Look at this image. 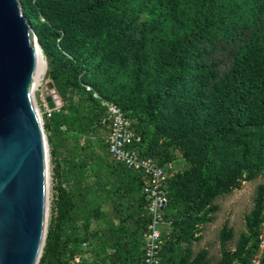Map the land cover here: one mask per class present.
I'll list each match as a JSON object with an SVG mask.
<instances>
[{
	"label": "trees",
	"instance_id": "trees-1",
	"mask_svg": "<svg viewBox=\"0 0 264 264\" xmlns=\"http://www.w3.org/2000/svg\"><path fill=\"white\" fill-rule=\"evenodd\" d=\"M20 4L64 100L45 122L50 143L67 154L39 264H67L83 244L102 264H145L143 180L109 154L104 100L132 120L144 156L165 165L177 149L186 162L169 180L172 233L160 264H249L261 243L264 184L235 251L223 248L212 263L192 244L215 199L264 172V0ZM105 199L110 214L101 212Z\"/></svg>",
	"mask_w": 264,
	"mask_h": 264
},
{
	"label": "water",
	"instance_id": "water-1",
	"mask_svg": "<svg viewBox=\"0 0 264 264\" xmlns=\"http://www.w3.org/2000/svg\"><path fill=\"white\" fill-rule=\"evenodd\" d=\"M43 54L20 0H0V264H39L46 242L48 140L34 100ZM48 86L47 108H61Z\"/></svg>",
	"mask_w": 264,
	"mask_h": 264
},
{
	"label": "rangeland",
	"instance_id": "rangeland-1",
	"mask_svg": "<svg viewBox=\"0 0 264 264\" xmlns=\"http://www.w3.org/2000/svg\"><path fill=\"white\" fill-rule=\"evenodd\" d=\"M41 46V44H40ZM42 47V46H41ZM43 49V48H42ZM44 53V51H43ZM44 65L42 71V80L34 91V100L42 115L45 133L48 140L49 169H48V211H47V230L52 224L57 222V201L60 193V184L62 183L63 159L66 155L61 148H55L49 141L50 131L46 130L47 121L45 109V92L49 90L48 84L53 81L49 75V66L46 54L44 53ZM54 83V81H53ZM55 85V83H54ZM56 86V85H55ZM57 88V87H56ZM55 109V111L59 110ZM102 134H107L105 128L101 129ZM63 153V154H62ZM174 159L169 162L172 165V172L176 173L185 168L186 162L181 157L177 149L173 150ZM168 164V163H167ZM264 184V172L254 179H241L227 193L215 199L218 209L213 214L212 220L202 226L200 239L192 244L195 252L206 250L212 263L218 262L223 255V248L235 251L243 235L249 233L246 216L251 213L256 204L260 186ZM103 214L111 213V203L104 200L100 206ZM96 226V222L93 223ZM261 243L256 255L249 264H260L264 259V222L261 225ZM47 231V234H48ZM226 231L227 240L223 243V232ZM46 243V242H45ZM45 246V245H44ZM82 251L75 256L69 257L67 264H102L97 261L94 250L87 244H83ZM43 254V252H42Z\"/></svg>",
	"mask_w": 264,
	"mask_h": 264
},
{
	"label": "built area",
	"instance_id": "built-area-1",
	"mask_svg": "<svg viewBox=\"0 0 264 264\" xmlns=\"http://www.w3.org/2000/svg\"><path fill=\"white\" fill-rule=\"evenodd\" d=\"M102 104L107 108L102 124L107 129L106 141L111 158L140 173L143 180L146 211L150 218L144 233V263L160 264L161 251L172 233L171 222L165 217L170 203L168 184L174 175L172 165H162L157 159L144 156L137 146L142 137L132 127V120L116 103L104 100ZM53 112L46 108V118H50Z\"/></svg>",
	"mask_w": 264,
	"mask_h": 264
},
{
	"label": "bare ground",
	"instance_id": "bare-ground-1",
	"mask_svg": "<svg viewBox=\"0 0 264 264\" xmlns=\"http://www.w3.org/2000/svg\"><path fill=\"white\" fill-rule=\"evenodd\" d=\"M44 61H45V59H44V55H43V58H42V71H43V68H44V67H43V65H44ZM41 80H42V76H41V79H40V83H41ZM40 83H39V84H40Z\"/></svg>",
	"mask_w": 264,
	"mask_h": 264
}]
</instances>
